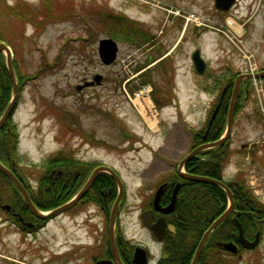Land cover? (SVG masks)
Wrapping results in <instances>:
<instances>
[{"label":"rangeland","instance_id":"1","mask_svg":"<svg viewBox=\"0 0 264 264\" xmlns=\"http://www.w3.org/2000/svg\"><path fill=\"white\" fill-rule=\"evenodd\" d=\"M24 1L35 12L41 6L39 0ZM51 2L55 7L61 3L63 12L67 10L65 4L70 2L72 10L64 14L58 10L51 20L36 17L34 23L27 18L20 21L7 13V6L12 7L16 0H0V27L4 39L0 42L10 48L12 62L19 74H36L46 60L53 62L56 55L55 66H44L39 73L38 87L32 86L30 96L23 94L18 99L9 123L17 134L19 171L30 177L28 184L35 195L53 194L52 185L47 180L55 168L50 170L46 164L67 157L112 166L120 172L125 194H151L162 179L160 172L173 173L178 161L191 148L190 129L203 127L212 100L211 94L205 91L215 88L211 87V82L218 78L219 68L225 70L219 56H227L225 53L230 51L231 57L226 60L238 71L240 68L235 66L244 54L252 56L251 68L255 66L254 61L259 67L264 56L263 3H260L258 14L246 22L258 2L248 6L243 2L228 11L216 10L213 0ZM189 13H196L203 19V23H196L197 29H194V23L181 16ZM132 20L140 22L141 30L158 37L141 41L140 48L127 41H116L115 62L103 65L98 57L97 44L107 37L106 23L120 21L123 25V22ZM86 30H91L93 38L90 40H83ZM156 42L162 44L163 49L150 48ZM196 48H200L210 64L208 72L202 75H196L190 64L189 55ZM245 48L249 49L246 51ZM2 58L6 68L3 51ZM136 60L139 68L151 61L158 62L146 66L137 79L133 74ZM95 74L103 78L98 85L93 78ZM91 77L96 84L85 89L74 88L79 83L83 86V81ZM202 79L210 81L207 88L197 85ZM124 81L131 99H134L132 93L137 88L133 81L152 84L153 105L158 109L154 119L147 114L151 110L149 102L145 101L146 109H142L129 97L122 96ZM41 96L50 101L49 104L55 102V107L51 105L44 113ZM260 99L259 102L252 91L250 100L242 109L244 116L238 119L231 136L233 145L258 140L262 143L264 140V123L262 125L260 119L245 117L251 110L259 115L262 113L259 103L264 108V92L260 93ZM143 121L151 125L147 126ZM262 150L264 152V147ZM237 175L243 189L250 191L256 202L264 206V158L253 163L244 152L237 160L230 158L223 167L222 176L231 180ZM0 194L7 195L5 200L0 198V264H58V260L47 258L48 255L40 250L42 244L54 248L53 233L57 221L51 220L36 235L28 233L24 238L14 226L8 227L4 222V207L9 204V195L13 194L11 188L6 183L0 184ZM62 223L67 228L70 225L66 219ZM262 237L257 248L233 263L264 264V231ZM41 254H45V260H41Z\"/></svg>","mask_w":264,"mask_h":264},{"label":"flooded vegetation","instance_id":"2","mask_svg":"<svg viewBox=\"0 0 264 264\" xmlns=\"http://www.w3.org/2000/svg\"><path fill=\"white\" fill-rule=\"evenodd\" d=\"M243 2L245 6L258 2L257 8L248 15V20H246V22H249L250 18L258 14L257 11L260 3L264 4V0H235L234 4L235 6H239ZM57 4L60 5L61 3ZM263 4V18L261 19L263 20L264 30ZM66 5H70V2L66 3ZM136 23L139 28L140 22L136 21ZM138 28L137 30L139 31ZM194 29H197V26H195ZM105 33L108 35L106 30ZM85 35L84 38H93L91 36V30H89V32L86 30ZM113 37L117 39L116 36ZM157 37V34H151L152 40ZM138 40L140 41L139 38ZM262 42H264V37ZM150 48L161 50L163 49V46L156 42L151 45ZM248 49L249 48H245L246 51ZM240 51L243 52L241 49ZM200 52L206 61V71L209 69L210 64H208L201 50ZM225 54L227 56H219L221 58L220 62L222 61L221 66L223 65L225 70H220L219 68V74H217L218 78L213 79L211 82V87L212 85L215 86L210 105V110L213 109L212 111H214V114H211L208 122L210 124L211 120L217 114H225V126L236 78L244 75L239 81L235 96L234 120L231 132L222 145H225L226 147L225 151L228 155L227 162L230 158L237 160L243 152L251 162L254 163L256 159L260 162L261 158H264V152L262 150L264 147V140H262V143H259L260 141L258 140L256 142H251L250 144L241 143L239 146H235L231 142L234 141L231 139V136L235 133L234 131L236 129L237 121L240 117L244 116L242 109L247 105L252 95L251 80L246 75L252 73L249 67L252 64L251 61H253V59L251 55L248 57L244 54V57L239 59L240 63L235 66L236 68H240L241 71H238L232 68L230 66L231 63L227 61L229 60L227 58L231 57L230 51ZM191 55L192 52L189 55L190 63ZM49 63H52L53 65H46V68L55 66V63ZM44 64L45 62L38 68L36 74L24 75L23 73H18L15 63L12 62L17 83V94L13 110L5 123L11 121L18 104V99L23 94L30 96L29 92L31 91L32 86L38 87L37 82L40 80H36L39 78V73L45 69ZM254 64L255 70L253 73H263L262 86L264 92V56L262 57L261 62H259V67L257 66L256 61H254ZM6 78V85H3L0 80V98H5V96L8 98L6 103L7 106L13 97V86L8 76L7 69ZM102 81L103 78L98 84ZM205 81L207 80H199V82ZM94 84L96 83L93 82L91 77L90 80L83 81V86H80L82 83H79L75 85L74 88L76 89L79 87V89H85ZM26 87L29 88L26 89ZM2 101L3 99L1 102ZM40 102L44 105V113H46L45 110L51 108V105L53 107L56 105L55 102L49 104L50 101L44 99L42 96ZM257 114L258 113H256L255 110H251L245 117L260 119L263 125L264 118L262 116L264 115L262 113V115L260 114L261 116ZM205 119L207 120V116ZM205 122H203V124ZM204 138L205 134L202 136V139ZM62 159L69 161L68 157L58 158L59 161H62ZM89 163L92 164V162ZM100 165L105 164L96 163L90 166L92 167L91 169L88 167L84 169L86 170V173L88 172L83 180L84 182L81 181L79 177L83 173L82 169L79 170L75 168L72 171H69V169L58 168L57 170L55 169V171L53 170L54 172L51 171L49 175L50 179H52L50 182L52 185L51 191L54 193L56 192V194H37L43 199L47 198L51 199V201H44L40 203L41 207L39 204L36 207L43 212L51 211L63 206L69 200L76 198L78 195L76 193L83 186L92 170ZM68 171L70 172V175L67 178ZM116 171L120 176V172L118 170ZM12 172L15 173L16 176L18 175V179L26 187L27 182L25 181V178L20 177L18 173L19 171L12 170ZM101 173L96 176L89 189L84 194L77 197L71 206L48 218H39L35 216L29 212V209L26 206V210L13 207V198H10L13 194H10L9 204H6L8 207H4L6 212L4 222L6 223V226H14L16 230L22 233V237L25 238L28 233L36 235L37 231L51 220L55 222L57 221L56 231L53 233L54 248L50 249L49 246H46L45 244H42L41 247H39L40 250H43L45 254L48 255L47 258L58 260V264H234L233 261L237 259L240 260L245 253L253 250L244 248L241 245L238 236V222L242 227L243 237L245 239L253 241L257 234H259L258 245L263 239L264 212L262 213L260 209L254 208L251 205L250 202L253 201L252 197L249 201V199L242 194L232 193L233 208L224 220L228 223L233 222L235 225L234 228L230 225H226L223 229L220 227L224 223H219L210 232L200 252L196 255L202 235L211 225L216 216L224 212L229 205L226 194L222 208L221 203L215 194H193L195 191L193 190L195 185L192 186L188 179L179 176L176 167L171 174H168L167 171L160 172L161 176L159 177L162 179L156 184V187L152 190L151 194H125L124 187L123 193L119 195L118 187L114 179L111 177L115 186L109 185L108 177L103 176ZM73 175L75 176L71 177ZM239 175L233 177L231 180H225L223 176H221L220 180L222 179L226 184L231 182L228 186L232 189V186H237L241 180L236 178L239 177ZM176 184H179L177 192L176 194H173ZM28 187L30 188L29 184ZM61 190V193L63 194L58 193ZM158 191L159 194H157ZM70 192L73 193L69 194ZM248 196L250 197V195ZM117 197H119V199L117 202L114 229L111 233L109 224L110 214ZM35 203L37 204V202ZM50 204H53V206L49 207ZM64 219L70 223L68 228L65 226L66 224L62 223ZM206 223H208L207 226H205ZM111 235L113 237V242L111 240ZM228 242H232L236 246V252L233 253L224 248L223 244ZM257 246L255 248H257ZM45 254H41V260H45Z\"/></svg>","mask_w":264,"mask_h":264},{"label":"trees","instance_id":"3","mask_svg":"<svg viewBox=\"0 0 264 264\" xmlns=\"http://www.w3.org/2000/svg\"><path fill=\"white\" fill-rule=\"evenodd\" d=\"M52 0H39L40 3V7L42 8V10L40 9V7H38V11H34L31 8H28L26 6V3L24 0H16V3L12 6L9 7V5L7 6V13H9L10 15L15 16L18 20L21 21V19H25L27 18V20L29 22H34L35 23V19L36 17H44L45 20H51L52 16L53 18H55V14L57 13L58 10H60V12H63L64 10V6L63 5H57V9L55 6H53V3L51 2ZM72 3H70V5H66V11L63 12H70L72 10ZM55 8V10H54ZM54 10V11H53ZM52 18V19H53ZM112 24H108V22L106 23L105 27H106V31L108 32L109 36H116L119 40H123V41H127L132 43L133 45H137L140 44V42H144V41H148L151 37V35L147 32V31H143L138 28V24L132 20V21H126L123 22V25L120 23V21H114L111 22ZM137 28L139 29V31L137 30ZM2 33V29L0 27V40L3 39V37L1 36ZM140 34V36H139ZM140 39V41L138 40V38ZM4 40V39H3ZM48 59V58H45ZM53 63H55V60L53 61ZM52 63H49L48 60L45 61L44 66L46 65H50ZM6 69H5V64L2 58V53H0V80L1 83L3 85H6ZM210 86V85H209ZM213 86V85H212ZM203 87H208L207 85H204ZM209 89V88H208ZM212 90V89H210ZM165 97L162 98V100ZM3 99V101L1 102V100ZM155 101H157L156 98H154ZM8 101V98L5 96V98L1 97L0 98V115L2 114L3 110L5 109L6 103ZM160 102V101H159ZM227 104V103H226ZM212 110L209 112V115L207 117V121L205 123V125L203 127H201L200 129H191V148L201 144L202 142H209V141H213L216 140L221 133L224 130V121H225V114L221 115V114H217L215 115V117L211 120V123L209 124V119L211 116ZM10 123V122H9ZM9 123H5L3 125V127L0 129V162L2 164H4L5 166H7L8 168H10L11 170H16L17 172L19 171L18 168V160H17V144H18V140H17V134L15 133V130L9 126ZM9 128V129H7ZM205 134V138L202 139V136ZM226 147L225 145H221V146H217V147H213L204 151H201L199 154H197L196 156L192 157L190 160H188L185 163V170L188 173H192V174H198V175H205L208 177H213V178H217L220 179L222 176V172H223V167L225 165V163L228 160V155L226 154ZM228 151V150H227ZM68 162V163H67ZM47 167L51 170V169H58V168H63L69 171H72L73 168H78L79 170H83V173L79 176L81 181L84 180V178L86 177L87 173L86 170H84L85 168H92L90 167L92 164L87 163V162H81L80 160H75L72 159L69 161L66 159H62V161H59L58 159H53L51 160L49 163L46 164ZM48 171V170H47ZM68 171L67 173V178L70 175V172ZM23 178H25V181L27 182L26 187L28 188V193L32 194L30 195L33 203L38 206H40V203L42 202H49L51 201V199H46V200H42V197L40 195H35V193L33 191L30 190V188L28 187V179L30 177L22 174V172H18ZM103 176L108 177L109 179V185L115 186V183L112 181L111 177L109 174L106 173H101ZM75 175L71 176L74 177ZM52 179H48L47 182H51ZM189 182L191 183V185H195V188L193 190L194 193L193 194H215V196L217 197V199L219 200V202L221 203V208L223 207V203L225 202V192L223 189H221L220 187L214 185V184H210V183H204V182H196V181H192L189 180ZM6 183L12 190L13 192V207L15 208H20L22 210H26L25 207V203L20 195V193L18 192V190L16 189V187L13 185V183H11V181H9L7 179V177L0 171V184H4ZM232 192L233 194H242L244 197L248 198L249 201L251 200V197L254 201H251V205L254 208H258L261 210V212H264V206H262L261 204L256 202V197L253 194H250V191H246L245 189H243V186L241 185V183H238L237 186H232ZM45 192V190H44ZM61 191H59V194H63L61 193ZM53 194H56V192H52ZM57 193V194H58ZM69 194H72V192H70ZM250 194V197L248 196ZM4 194H0V198H3L5 200L6 198V194L5 197H3ZM51 198V197H50ZM37 202V204L35 202ZM53 206V204H50L49 207ZM41 207V206H40ZM218 216V215H217ZM216 216V217H217ZM215 217V216H214ZM213 219V218H212ZM221 223L222 226L220 228H225L226 225H230L231 227L234 228V223L233 222H227L225 220H223ZM208 223L205 224V226H207Z\"/></svg>","mask_w":264,"mask_h":264},{"label":"water","instance_id":"4","mask_svg":"<svg viewBox=\"0 0 264 264\" xmlns=\"http://www.w3.org/2000/svg\"><path fill=\"white\" fill-rule=\"evenodd\" d=\"M234 1L235 0H214V8L216 10H220V11H227L231 8ZM2 51L5 53L6 68H7L8 76H9L11 83H12V86H13V90H12L13 97L11 98L9 104L6 106L5 110L3 111L2 115L0 116V128L3 126V124L7 120L8 116L10 115L11 111L13 110L14 102L16 100V94H17V83H16V77L14 74L13 66H12L11 50L3 42H0V52H2ZM117 51H118V45H117V42L113 38L105 37V38H102L99 40L97 52H98L99 59L103 64H105V65L111 64L117 56ZM192 63L195 67V70L198 73L204 72L206 65H205L204 59L202 58V56L200 54L199 49H196L193 51ZM246 76L247 77H262L263 73H260V72L255 73L253 76L251 74H247ZM101 77L102 76L100 74H97L94 76V80L96 82H99ZM243 77H244V75L238 76L236 78L232 99L229 103V108H228V112H227L226 127H225L224 133L221 135V137L218 138L217 140H214L211 142H205V143L200 144L199 146L193 148L178 163L177 172H178L179 176H181L182 178L188 179V180H193V181H197V182H206V183L217 185L218 187H220L221 189H223L225 191L227 198H228V202H229V205L227 206L226 210L224 212H222L211 223V225L208 227V229L202 235V237L199 241V244H198L196 255L200 252V250H201L203 244L205 243L206 239L208 238L210 232L219 223H221L231 212V210L233 208L232 192L229 189V187L227 186V184H225L224 182H222L218 179H214V178H210V177H206V176H201V175L189 174V173L184 172L182 170L183 165L191 157L195 156L200 151L222 145L225 142V140L228 138V136L230 135L231 125H232V121H233L235 99H236L235 96H236V92L238 89L239 81ZM0 171L15 185V187L17 188V190L21 194V196H22V198L26 204V207L29 209V211L39 218H48V217L64 210L65 208L71 206L74 203V201L77 199V197L84 194L89 189V187L94 182L96 176L100 172L108 173L114 179V181L117 184L118 194L120 195L123 193V185H122V182H121L119 176L117 175V173L109 166L100 165V166L95 167L92 170L89 177L87 178V180L85 181V183L83 184V186L81 187L79 192L77 193L78 195L76 198H73L72 200L68 201L67 203H65L61 207L53 209L48 213H44V212L38 210V208L32 203V201L28 195L27 190L22 185V182L18 179V177L10 169H8L5 165H3L1 162H0ZM178 185L179 184H176L173 194H176ZM157 194H159V191L157 192ZM118 199H119V197H117V199L115 200L113 207H112V210H111V214H110L109 224H110L111 233L114 229ZM5 207H8V206L6 205ZM238 236H239V240L241 242V245L247 249L254 248L258 244V241H259V234H257L256 238L253 241H248L247 239H245L243 237L242 227L239 223H238ZM111 240L113 242L112 235H111ZM223 246H224V248L230 250L233 253L236 252V250H237L236 246L232 242L224 243Z\"/></svg>","mask_w":264,"mask_h":264},{"label":"built area","instance_id":"5","mask_svg":"<svg viewBox=\"0 0 264 264\" xmlns=\"http://www.w3.org/2000/svg\"><path fill=\"white\" fill-rule=\"evenodd\" d=\"M125 94L130 98L129 93L123 87ZM151 87L148 84H143L135 89V91L132 93L134 99L130 100L137 105L139 108L146 109V106L144 105L145 101L149 102V95H150ZM149 109V108H148ZM150 114H153V110H148Z\"/></svg>","mask_w":264,"mask_h":264},{"label":"bare ground","instance_id":"6","mask_svg":"<svg viewBox=\"0 0 264 264\" xmlns=\"http://www.w3.org/2000/svg\"><path fill=\"white\" fill-rule=\"evenodd\" d=\"M148 118V117H147ZM149 120V119H148ZM226 210V209H225Z\"/></svg>","mask_w":264,"mask_h":264}]
</instances>
